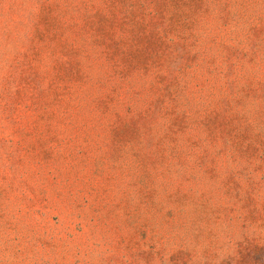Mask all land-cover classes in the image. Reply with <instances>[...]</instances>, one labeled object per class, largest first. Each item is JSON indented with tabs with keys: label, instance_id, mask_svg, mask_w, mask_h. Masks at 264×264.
Instances as JSON below:
<instances>
[{
	"label": "rangeland",
	"instance_id": "obj_1",
	"mask_svg": "<svg viewBox=\"0 0 264 264\" xmlns=\"http://www.w3.org/2000/svg\"><path fill=\"white\" fill-rule=\"evenodd\" d=\"M0 264H264V0H0Z\"/></svg>",
	"mask_w": 264,
	"mask_h": 264
}]
</instances>
